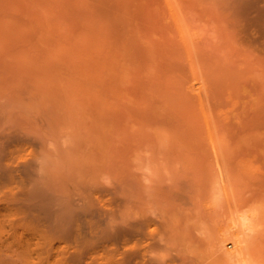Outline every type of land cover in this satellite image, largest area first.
Returning <instances> with one entry per match:
<instances>
[{
    "label": "bare ground",
    "instance_id": "1",
    "mask_svg": "<svg viewBox=\"0 0 264 264\" xmlns=\"http://www.w3.org/2000/svg\"><path fill=\"white\" fill-rule=\"evenodd\" d=\"M163 1L177 30H185L181 4L190 0ZM196 2L206 17L204 21L213 25L218 46L225 45L229 54L239 52V62L251 72H262L264 89V0ZM2 13L4 18L7 11ZM5 20L0 21V264H157L150 257L153 251L164 250L170 257L166 264H264L256 258L250 243V236L259 230L257 207L246 209L245 204L233 202L226 185L218 183L226 196L220 213L217 202L206 199L199 182L183 180L186 160L182 153L188 143L179 135L177 140L161 136L162 141H158L160 136L136 137L139 126L136 134L132 131V136L125 135L131 131L121 118L125 110H120L116 102L108 103V91L105 95L103 89H97L92 97L94 89H44L41 70L31 72L27 63L33 61L36 66L44 62L47 56L40 51L53 43L43 48L42 39L36 41L37 28L36 39L31 35L34 40L27 38V29L22 30L25 37H17L15 26L5 27ZM17 22L13 25L18 28ZM54 54L53 59H57L59 52ZM53 59L47 62V69L56 74ZM222 69L220 77L212 81L218 80L219 89H228L232 75H223ZM205 79L188 82L187 92L197 97L203 119L211 125L208 111L214 92L209 90L212 81L209 85ZM261 109L253 120L264 127ZM220 113L219 123L230 122L226 112ZM126 117L130 122L133 116ZM140 126L144 127L142 123ZM151 138H157L162 146L157 148ZM166 145L177 149L170 150ZM164 146L169 150L162 149ZM212 147L215 153L220 149L215 144ZM42 153L38 171L36 160ZM220 162L218 179L224 182L228 174ZM105 176L113 187L99 186ZM110 218L122 223L110 226ZM161 236L163 239H158Z\"/></svg>",
    "mask_w": 264,
    "mask_h": 264
},
{
    "label": "rangeland",
    "instance_id": "2",
    "mask_svg": "<svg viewBox=\"0 0 264 264\" xmlns=\"http://www.w3.org/2000/svg\"><path fill=\"white\" fill-rule=\"evenodd\" d=\"M196 1L190 0L181 4L183 11L181 14L183 20L185 19L183 26L185 30L182 32L177 30V26L171 20L170 11L163 0H0V18H3V11L12 13L8 15L6 13L4 18L8 21L13 18V22H19L17 28V24L13 25V22L11 24V21L5 20V27L15 26L14 35L25 37L22 30L26 32L27 29L29 30L26 32L27 38L34 40L38 35L36 41L42 39L40 42L45 43L43 48H47L48 42L53 43V47L55 44L53 48L48 43L52 50H48V47L45 48L46 50L43 49L45 54L40 52L43 56H47L44 57L47 59L44 60L46 63L53 59L56 50L57 53L59 52L57 59L54 57L52 61V64H55L53 69L56 74H53V70L47 69L49 62L46 65L40 61L37 63L39 65H36L38 67L32 64L33 61L31 64L30 61L27 63L31 72L41 70L42 76L40 72H36L44 81L42 84L46 86L44 89L90 91L94 89L95 92L91 91L92 97L97 89H103L104 94L108 91L106 92L108 95L105 96L108 103L116 102L120 110H125L121 113V118L131 129L130 131L127 127L128 131L125 130V135L132 136V131L136 134L139 126L136 137L160 136L158 139L161 140L158 141H162L163 138L167 139V136H170L171 140L180 137L181 140L186 141L190 147L187 145L185 150L182 149L184 160L187 161L183 162V165L186 164L183 166L184 181L191 183L193 180V184L199 182L198 184L205 189L206 199L217 202L219 212L226 202L225 191L220 187L223 184L226 185L233 202L245 204L246 209L257 207L255 209L260 211L259 230L255 232L254 237L250 236V243L256 258L264 262V127L257 125L253 120L258 110H262V107L264 109L262 72H251L246 65L248 71L245 69V64L240 63L242 57H238L239 52L229 54L225 45V49L221 45L218 46L220 43L215 37L217 33L212 30V24L204 21L206 17ZM9 15L14 17L11 18ZM4 18L0 21H4ZM23 26L26 28L23 29ZM187 52L191 53L189 57L193 62L188 59ZM196 52L200 55L197 56ZM61 59H65L66 63H63L65 65L62 64ZM206 63L209 64V68H203ZM239 63L244 67L242 68ZM59 69L63 70V73ZM221 69L225 72L223 75L228 73L232 75L233 83L231 82L232 85L230 83L228 89L227 87L225 89V86L219 89L216 83L218 80L212 81L213 78L220 77ZM48 71H50L49 77ZM58 71L62 73L61 76ZM207 73L209 77L213 75L212 79L207 77ZM194 75L196 77L201 75L200 80ZM51 76L55 78H52V83ZM56 79H60L63 83L58 84L59 80ZM204 79L209 85L212 81L209 90L211 93L214 92L210 99L212 107L210 106L208 111L211 125L203 119L197 97L187 92L188 82L194 83L196 80L202 82ZM111 97L113 98L110 99ZM219 98L222 103L219 102ZM218 112H221L220 115L226 112L230 122L219 123ZM126 115L133 116L130 117L133 126L130 125V119ZM133 119L139 122L136 126ZM140 122L144 127L140 126ZM133 127L136 129L134 130ZM209 129L215 135L212 136L213 138ZM214 138L217 141H214ZM151 139L155 140V144L157 143V138ZM189 142H195L197 145L193 143L191 145ZM212 144H215L216 149L220 148L217 149V153L213 151ZM156 146L160 148L162 144L159 142ZM192 146L193 149L196 148V152ZM166 147L170 150L177 149L170 145ZM167 148L162 147L169 150ZM217 154L220 155L218 156L220 159L217 158ZM217 162H220L228 174L224 182L218 179L219 163ZM187 172H190L189 176ZM186 182L185 184H189Z\"/></svg>",
    "mask_w": 264,
    "mask_h": 264
},
{
    "label": "clouds",
    "instance_id": "3",
    "mask_svg": "<svg viewBox=\"0 0 264 264\" xmlns=\"http://www.w3.org/2000/svg\"><path fill=\"white\" fill-rule=\"evenodd\" d=\"M53 147V145H49V148L51 149ZM43 158V153L41 154L40 157L37 158L36 163L38 165L37 170L39 171L40 168V160ZM99 186H103V187H107V188H111L113 187V183L111 181V179L107 176L105 177H101V183ZM118 223H122L121 220L117 221L115 218H110L109 219V225L110 226H116ZM158 239H163V237L161 236ZM152 258L154 261L157 262V264H166V262L170 259V257L168 256L167 252L164 251H153L152 256L150 257Z\"/></svg>",
    "mask_w": 264,
    "mask_h": 264
}]
</instances>
